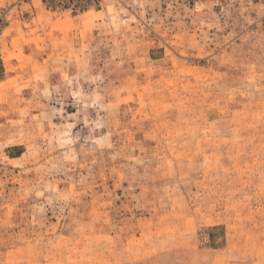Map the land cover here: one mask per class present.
<instances>
[{
	"label": "rangeland",
	"instance_id": "1",
	"mask_svg": "<svg viewBox=\"0 0 264 264\" xmlns=\"http://www.w3.org/2000/svg\"><path fill=\"white\" fill-rule=\"evenodd\" d=\"M0 264H264V0H0Z\"/></svg>",
	"mask_w": 264,
	"mask_h": 264
}]
</instances>
